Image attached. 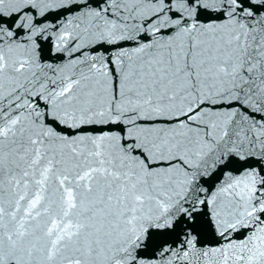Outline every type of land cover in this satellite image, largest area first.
Listing matches in <instances>:
<instances>
[{
	"label": "snow or ice",
	"instance_id": "6c2138e0",
	"mask_svg": "<svg viewBox=\"0 0 264 264\" xmlns=\"http://www.w3.org/2000/svg\"><path fill=\"white\" fill-rule=\"evenodd\" d=\"M0 264H264V0H0Z\"/></svg>",
	"mask_w": 264,
	"mask_h": 264
},
{
	"label": "water",
	"instance_id": "95a60500",
	"mask_svg": "<svg viewBox=\"0 0 264 264\" xmlns=\"http://www.w3.org/2000/svg\"><path fill=\"white\" fill-rule=\"evenodd\" d=\"M51 59L52 60H58V57L57 56H52Z\"/></svg>",
	"mask_w": 264,
	"mask_h": 264
}]
</instances>
